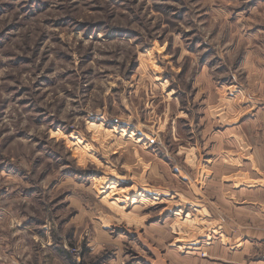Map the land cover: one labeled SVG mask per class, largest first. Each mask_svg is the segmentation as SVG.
<instances>
[{"label":"rangeland","instance_id":"obj_1","mask_svg":"<svg viewBox=\"0 0 264 264\" xmlns=\"http://www.w3.org/2000/svg\"><path fill=\"white\" fill-rule=\"evenodd\" d=\"M242 6V3L237 4L236 11L240 12ZM152 7L156 15H171L172 20L179 23H183L188 11L179 0H172L168 4H155ZM48 8L49 6L44 3V0H27L23 6L12 4L9 0H0V49H3V55L8 57V59L0 61V69H3L7 74L8 91L12 92L14 99L19 97L21 105L30 103L27 95L30 88L25 86L17 90L15 77L32 68L33 57L37 53L34 51L25 56L12 47V39L16 32L23 30V21L43 14ZM201 11L206 14L208 5H205ZM17 17L21 23L17 22ZM68 19L66 16L56 17L54 24L56 31L63 33L68 28ZM201 19L203 20L205 17L201 16ZM45 22L49 21L46 20ZM234 22L233 18L229 17V23ZM102 24L103 21H97L96 24L89 26L86 22L81 21L77 31L82 34L84 40H95L98 39L95 32ZM165 27L167 28L168 25ZM258 30L263 32V27L255 23L253 27L247 29L249 33L253 34ZM194 32L195 29L185 26V36L192 41L186 50L189 54L196 55L197 49H204L198 57V62L210 69L220 57H215L211 62H208L209 52H215L216 48L207 42L202 44L203 37L194 35ZM133 33L139 35L134 28L114 23L106 38L115 40L127 37L131 39ZM212 37H215V42L221 46L226 43L228 48H231L234 42L233 39L228 38L226 26L218 28L214 26L210 39ZM40 39H43V36ZM259 39L260 37L257 36V40ZM63 40L64 36L61 35L53 41L59 50L55 55V60L68 62L71 56L67 53L65 45L61 43ZM145 47H149V52L145 53L142 47L140 49L141 58L130 61L125 74L120 76L119 80L112 78V73L117 70L118 61L114 62L111 56H106L102 61V66L96 69L98 76L105 74L108 76L107 81L99 80L100 87L107 89L103 94L105 98L104 111L106 113L111 111L112 105L119 107L121 114L118 123L128 125L123 129L125 133L123 140L116 143V137L121 131L120 128L109 127L106 123L99 125L95 122L90 123L89 132L92 133V142L99 144L104 150L103 158L94 154L92 145L87 141L81 140L78 144L77 134L73 131L75 125L69 128L65 127L67 125L66 120H55L51 117L47 120L42 118L40 113L46 110L44 105L36 108L33 114L35 115L34 125L47 131V139L36 136L29 142L24 133H17L16 136L23 141L21 146L24 151L39 153L32 167L40 169L41 178L44 177L47 166L57 161L65 165L63 172H73L77 176L81 172L87 174L76 181L78 185L75 192L76 213L66 210L64 203L66 193L61 190L55 191L52 200V204L55 205L53 211L57 213L58 217H63L60 221L61 225L70 215L78 214L81 208L90 215L89 210L92 209L93 201L96 199L102 200L105 204L106 211L101 209V212L114 218L113 221H106L101 218L104 225L114 222V225L117 224L118 227L125 225L124 228L127 229H133L135 226L129 227L124 224L126 220L121 218L119 214L132 213L127 218V222H129L135 219L131 218L134 214L144 216L148 213V219H151V217L161 216V213L167 208L171 210L166 215V222L171 224L177 232L181 231V234L176 233L175 236L184 238L191 243L201 239L203 233H207L206 227L209 221L200 219V216H195V213L186 219L182 214L178 219V216H175L179 211L178 209L185 207L188 201L197 202L200 198V200H207L208 203L212 202V210L216 208V216L212 221L217 222V225H222V227L224 222H227L226 215L233 213L225 200L230 195L226 194L225 189L228 192L230 189L209 186V181L212 179L213 165L220 168V166L239 164L243 159L242 154L239 153L241 149L240 137H235L239 140L236 139L234 142L231 138L228 139L229 135L237 134H229L227 129L237 121H241L242 117L246 115V111H241L245 100L238 93L240 89L249 85V81H247V85L241 81L238 88L235 80L240 79L239 76L233 79L222 75L213 89L200 91L201 86L196 85V109L195 114H193L192 109L185 108L181 93L174 91L175 86L171 83L170 74L163 63L152 57L153 46L145 45ZM32 48H39L40 51H43L39 40L33 43ZM154 48L156 55L163 56L167 60L177 58V55L171 52L172 43L165 38V34H161L160 39L155 42ZM240 59V53L237 52L233 58L234 65L239 64ZM86 61L87 63L92 62L88 53H85L77 61V66L84 67L85 72H92L93 69L86 66ZM36 63L39 77L33 81L31 87L42 89L46 96L56 84V77L53 75L55 68L43 57L38 59ZM142 65L145 66L144 71L141 70ZM241 68L246 79L244 66ZM152 72L156 73L155 78L152 77ZM183 72L184 69L182 68L180 74ZM128 77H131L133 81H138V83H130ZM190 79L191 77H189ZM119 81H123V89ZM160 88L163 89L164 94L157 91ZM191 88L192 85L190 84V90ZM93 90L95 91V88ZM129 95H134L136 102H130L128 100ZM110 97L112 98L111 104L108 99ZM133 103H135V116L130 112ZM177 108L180 110L177 111ZM96 111L100 112L101 109L97 108ZM137 118L138 123H136ZM50 141H55L51 147H49ZM57 145H63L66 154L70 155L71 159H78L80 165L78 169L73 170L66 167L71 160L60 159L62 152ZM4 147L6 150L0 154V201L14 202L13 210L35 203L33 197L37 195L38 189L26 179V169L18 163L17 156L14 154L18 145L12 137H5ZM237 147H239V152L234 153L232 150ZM108 160L117 161L121 167L110 166L107 163ZM220 178L218 177L219 182L221 180L223 182L228 181V178L224 176ZM116 180L124 184L120 185ZM188 180L191 184L186 182ZM212 180L216 181L215 179ZM196 181L201 182V184L196 186ZM54 184L55 180H52L48 187L51 188ZM94 191L98 192V196H93ZM141 193L146 194V197L145 195L140 196ZM136 195L139 196L135 202L136 205H139L141 199L152 201L140 213L133 210L132 201ZM121 196L127 199H120L117 202ZM216 198L219 199L216 201ZM119 206H124V208H119ZM3 211L4 209L0 208V213ZM234 213L239 215L240 212L234 210ZM21 215H23V219L20 220V227L26 225L29 229H40L45 235L48 234L44 229L47 220L42 215H37L35 212H32L31 215H24L23 213ZM88 215L84 216L85 221L88 219ZM32 217L38 219L36 223H31L30 218L32 219ZM0 230L3 229L0 228ZM66 235L73 237L74 231L70 228ZM43 239L44 237L38 238L39 241ZM123 239L125 243H134L133 238L125 237ZM82 251H84L83 246ZM201 255L208 257L206 251L201 252Z\"/></svg>","mask_w":264,"mask_h":264},{"label":"clouds","instance_id":"obj_2","mask_svg":"<svg viewBox=\"0 0 264 264\" xmlns=\"http://www.w3.org/2000/svg\"><path fill=\"white\" fill-rule=\"evenodd\" d=\"M10 3L23 6L27 0H9ZM172 0H44L49 8L43 14L30 20L23 21V30L15 33L12 39V47L22 52L25 56L37 53L33 57L32 68L26 72H21L15 77L17 90L28 86L30 91L27 93L29 104L21 105L19 97L13 98L12 92L8 91L9 80L3 69H0V154L6 149L4 147L5 137H12L18 145L17 156L18 163L26 169V179L31 182L37 189V195L33 197L35 203H30L23 208L13 210V203L9 201H0V208L4 211L0 213V264H59L63 257L58 255V249H67V255L71 257L70 264H95V254L102 246L107 244L100 239V233L104 230V224L101 220L103 213L101 209H105L102 200L93 201L90 215L80 209L76 215H70L63 225L60 221L62 216L57 215L53 211L55 205L52 204L54 193L61 190L66 193L64 203L66 210L76 213L77 202L75 192L78 188L77 179L87 175L83 172L79 176L73 172H63L65 165L60 161L49 164L43 178L38 167H32L39 153L35 151L26 152L23 141L17 138V133H24L29 142L36 136L47 139V131L34 125L35 109L41 105L45 106V111L41 112L42 118L47 120L49 117L55 120H66L65 127H72L77 134L78 141L84 140L92 145L94 154L104 157V150L99 144H93L92 133L89 132L91 122L97 125L106 123L109 127L120 128L121 131L116 137V143L124 138L123 129L128 127L126 124H119L118 118L121 109L115 105L111 106V111H104V92L106 87H100L99 80H108L107 74L98 76L96 69L102 66V61L106 56H111L112 60L118 61L117 70L112 73V78L119 80L124 75L129 62L134 59L141 58L140 49L143 47L144 52H149L152 47V57L161 61L167 69L171 77V83L175 86L174 91L181 93L184 100L185 108L192 109L195 114V86L200 85V91L213 89L215 83L219 82L222 75H226L236 79L235 83L239 88L241 81L247 85V80L243 76L241 66H250L251 68L264 69V32L257 31L255 34L249 33L248 28L254 25L249 23L253 20L256 23L264 25V0H253V5L240 12L236 11V5L247 3V0H179V2L188 10L183 23L172 20L171 15L159 16L153 12V5L168 4ZM208 5V11L205 14L201 10ZM235 15L233 16V14ZM247 13V14H246ZM58 16H66L68 28L63 33L56 31L54 24L55 18ZM204 16L205 19H201ZM229 17H232L234 23H229ZM21 23L19 17L16 18ZM49 22H45V21ZM86 22L89 26L96 24L97 21H103L99 29L95 32L98 39L84 40L82 34L77 31L79 22ZM114 23L124 25L128 28H134L139 35L131 34L133 38L127 37L112 40L106 38L111 31ZM165 25H168L166 28ZM195 29L194 35L202 36L201 43L207 42L216 48L215 52H209L207 61L211 62L215 57L216 60L213 67L206 68L198 62V57L204 51L199 48L196 55L187 52V46L192 42L190 38L185 36V26ZM226 26L228 38L233 39L231 48L227 44L221 46L216 43V38L210 39L213 27ZM87 30V29H85ZM161 34H165V38L172 43L171 52L177 55L175 60H167L163 56L156 55L155 42L160 39ZM61 35L64 40L61 41L65 45L67 53L71 59L68 62L55 60L58 49L53 43ZM43 36V39L40 37ZM257 36L260 37L257 40ZM39 40V44L43 51L39 48L33 49L34 42ZM240 53L241 59L239 64L234 65L233 58ZM88 53L91 63H87L88 68L93 69L92 72H85L84 67H78L77 61ZM43 57L46 61L53 64L56 77L55 87L45 96L42 89L31 87L35 79L39 77L36 61ZM8 59L3 55V49H0V61ZM150 68V66H148ZM183 74H180L181 69ZM141 70H145V66H141ZM155 78L156 73H151ZM189 77L191 79L189 80ZM130 83H138L131 80ZM257 80L259 87H248L240 89L239 95L246 101V106L254 109L252 115L248 118L249 130L253 133L260 131L261 139H264V72H262ZM121 88L123 89V81ZM190 84L192 88L190 90ZM70 86V87H69ZM95 88V91L93 90ZM160 94L163 89H157ZM43 97V99H41ZM119 98V97H117ZM111 104L112 98H108ZM130 102H136L134 95H129ZM123 103V100H121ZM97 108L101 109L97 112ZM177 111L180 109L177 108ZM130 112L135 116V103H133ZM127 119V117H125ZM138 123V118L136 120ZM199 135V133H197ZM55 144L50 141L49 147ZM61 149V160H71L66 165L69 169H78L80 167L78 159H71L66 154L63 145H57ZM107 163L116 168L121 165L114 160H108ZM92 165L90 164V167ZM52 180L55 184L48 187ZM115 183V182H114ZM93 196H98V192H93ZM126 200V197H119ZM152 201L141 199L139 205L133 204V210L137 213L148 207ZM35 212L42 215L47 223L44 225L47 236L40 242L34 239L35 232L30 230L26 225L22 232L18 233L20 220L24 215H31ZM88 215L85 221L84 216ZM115 215V213H114ZM226 231L230 233H239V224H228L224 222ZM74 231V236L66 235L68 229ZM115 232V229H108ZM83 237V240H81ZM168 238L175 237L171 232ZM234 239V236H233ZM82 246L85 249L82 251ZM129 243H123L119 250V264H125L127 256L123 253L130 247ZM235 247V244H233ZM224 245L219 240L212 247L202 249L209 255H215L217 250H223ZM177 252L179 249L176 250ZM199 264H213L211 261H205L199 257ZM230 259H235L239 264H264V243H258L254 247L249 248L245 245L243 250H237ZM65 264L69 262L65 261Z\"/></svg>","mask_w":264,"mask_h":264},{"label":"crops","instance_id":"obj_3","mask_svg":"<svg viewBox=\"0 0 264 264\" xmlns=\"http://www.w3.org/2000/svg\"><path fill=\"white\" fill-rule=\"evenodd\" d=\"M242 5L241 9L245 10L253 5V0H247V3H242ZM249 23L259 24L253 20H249ZM262 27L264 32V25ZM243 69L245 70L246 80L249 81L248 87H259L257 77L264 72V69L251 68L247 65ZM241 109V111H246V115L242 117L241 121L232 124L227 132L237 134L229 135L228 139L231 138L233 142L237 139L235 137H240V152L239 147L232 151L242 154L243 159L241 163L231 164L230 166H220L219 168L213 165L212 179L216 181L212 179L209 181V186L230 189L229 192L225 189L226 194H230L225 199L226 204L231 212L234 213L235 210L240 213L239 215L238 213H234L235 215L228 213L225 219L228 224H239L240 232L230 233L226 231L224 226L217 225V222L212 221L216 216V208L212 210V202L208 203L207 200H200V198L197 202L188 201V204L183 208H179L177 215H175L180 219L179 216L184 214L186 219L188 216H192V213H195V216H200V219L209 221L206 227L207 233H203L201 239L191 243L184 238L176 237V233L181 234V231L177 232L171 224L166 222V215L171 209L165 208L161 216L151 217V219H148V213L144 216L134 214L131 218L135 219L129 222H127V218L132 213L126 212L119 214L121 218L123 217L126 220L124 224L129 227L134 225L135 227L133 229L124 228L125 225L124 227H118L117 224L114 225V222L104 225V230L100 233V239L107 246H102L95 254V264H119L118 250L125 243L123 241L125 237L133 238L134 241L123 253L127 256L125 264H199V257H202L205 261H211L213 264H239L237 260L230 259L237 250H243L245 245L251 248L258 243H264V139L260 138V131H256L254 133L255 138H253V133L249 130L248 123H246L254 109L247 107L246 101L243 102ZM223 176L228 178V181L223 182L221 180L219 182L218 177L222 178ZM186 182L191 184L190 180ZM200 184L199 181L195 183L196 186ZM141 195L146 197L144 193H141ZM152 196L154 198V195ZM138 198L139 196L136 195L132 203L134 204ZM218 199L216 198V201ZM119 208H124V206H119ZM103 215L104 217L101 218L106 221H113L114 219L113 216ZM121 218L120 220H122ZM230 219H232L231 222ZM36 220L38 219L30 218L31 223H36ZM110 228L115 229V232L108 231ZM23 230L24 227H18V233ZM30 230L36 231L34 239L37 242L41 241L38 240L39 237L48 235H45L40 229L32 228ZM169 232L175 237L174 239L170 240L168 238ZM217 240L224 245L223 250H217L215 255L207 253L208 257L202 256L201 250L212 247ZM233 244H235V247ZM177 249H179L178 252ZM58 255L64 258L59 261V264H65V261L70 264L71 259L65 256L62 250L58 249Z\"/></svg>","mask_w":264,"mask_h":264},{"label":"trees","instance_id":"obj_4","mask_svg":"<svg viewBox=\"0 0 264 264\" xmlns=\"http://www.w3.org/2000/svg\"><path fill=\"white\" fill-rule=\"evenodd\" d=\"M115 181V180H114ZM117 181V180H116ZM118 182V181H117ZM119 183V182H118ZM120 185L124 184V183H119ZM63 251V253H65V256L69 257L71 259L70 256L67 255V249H60Z\"/></svg>","mask_w":264,"mask_h":264}]
</instances>
